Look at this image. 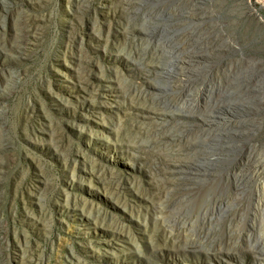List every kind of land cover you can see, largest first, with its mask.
I'll list each match as a JSON object with an SVG mask.
<instances>
[{"label": "rangeland", "instance_id": "374dc122", "mask_svg": "<svg viewBox=\"0 0 264 264\" xmlns=\"http://www.w3.org/2000/svg\"><path fill=\"white\" fill-rule=\"evenodd\" d=\"M263 254L264 0H0V264Z\"/></svg>", "mask_w": 264, "mask_h": 264}, {"label": "bare ground", "instance_id": "6f19581e", "mask_svg": "<svg viewBox=\"0 0 264 264\" xmlns=\"http://www.w3.org/2000/svg\"><path fill=\"white\" fill-rule=\"evenodd\" d=\"M171 72L172 71H169L167 74H169V76L171 77ZM159 89L160 90H162L163 89V87H159ZM196 166H198L199 167V170H203L202 168V166H199V165H196ZM197 170V169H196ZM176 172H178V173H180V174H184V173H188V171L186 172V168H185V165L184 164H179L177 167H176ZM264 255V254H263ZM262 255V256H263ZM260 257V256H259ZM262 259V258H261ZM263 260H264V257H263ZM263 263H264V261H263Z\"/></svg>", "mask_w": 264, "mask_h": 264}]
</instances>
